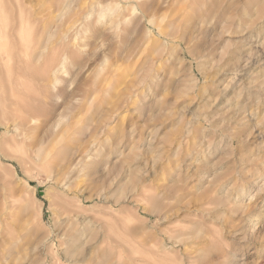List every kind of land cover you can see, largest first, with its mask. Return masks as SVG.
Listing matches in <instances>:
<instances>
[{"label": "rangeland", "instance_id": "1", "mask_svg": "<svg viewBox=\"0 0 264 264\" xmlns=\"http://www.w3.org/2000/svg\"><path fill=\"white\" fill-rule=\"evenodd\" d=\"M94 1L45 2L21 66L54 152L0 162V264H264V0Z\"/></svg>", "mask_w": 264, "mask_h": 264}, {"label": "bare ground", "instance_id": "2", "mask_svg": "<svg viewBox=\"0 0 264 264\" xmlns=\"http://www.w3.org/2000/svg\"><path fill=\"white\" fill-rule=\"evenodd\" d=\"M137 1L138 0H105L104 2L94 1V3L90 5L91 7L93 6L94 10H97V13L99 12V14L105 15L109 13L110 15L113 16L115 14L120 15L122 11L125 10L127 11V9L131 10L132 12L133 11L135 12V10H139ZM45 2L47 4L49 0H34V1L33 0L32 1L31 0H0V127H5V129L9 130V133H11L6 141L7 147L6 146L5 147L7 148V152H4L0 145V162L13 160L22 169L37 168V167L39 168V167H43V165L45 166L50 165L54 152V147L51 148V146L54 143L53 141L52 144L50 145L48 144L44 146L40 143L38 144L37 140L33 139L32 137L35 132L34 127H32V123H34L35 120L33 119L34 120L33 121L31 116L33 117L34 112L32 115L30 114L29 111L30 108L26 105L24 99L25 97L22 93V90H24L23 89L24 86L22 85L21 87V82L19 79V75L21 73V66L23 65L24 61L27 60V62H25V65L28 62L34 60H35L34 62L36 63L39 62L38 59H41L44 56L43 55L44 50L41 51V49L44 47V45L47 44L48 42L47 40L50 39L49 37H47L50 35H46V33H48L47 31L50 32L51 30V29L48 30L49 22L47 23V20L46 22H44L45 19L43 20L42 18L43 15L42 9L45 7ZM130 12H128V14ZM162 14L163 13H161L160 18H162L161 17ZM143 17H144L145 25L153 26V19H151L152 17L151 18L145 16ZM122 18L123 20L121 18L118 20H121L122 22L124 21V19L125 21L127 20L126 18H124V16ZM154 20L156 23L158 19L157 20L154 19ZM116 28H117V23H116ZM188 34H189L188 32L184 33L183 36L187 37ZM24 42L34 43V45L37 48H35V50L32 49L31 51L28 48L25 49L22 53L21 50H19L18 48L19 46L17 45V43H24ZM85 99L86 98H84V100ZM31 110L33 109L31 108ZM59 136L60 135H58V137ZM40 139L41 138H39V140ZM61 169L59 170L60 171L66 170V173L68 171L67 169L64 168L62 170ZM7 205L8 208L9 203H7ZM73 254L68 255L67 259H70V257H72Z\"/></svg>", "mask_w": 264, "mask_h": 264}]
</instances>
